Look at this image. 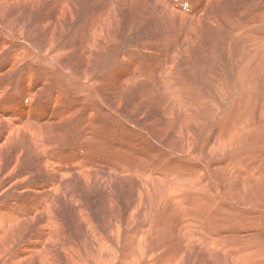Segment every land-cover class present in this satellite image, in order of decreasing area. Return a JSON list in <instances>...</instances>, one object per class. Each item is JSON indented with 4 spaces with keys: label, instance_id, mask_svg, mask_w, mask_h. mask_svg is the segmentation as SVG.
Masks as SVG:
<instances>
[{
    "label": "rangeland",
    "instance_id": "374dc122",
    "mask_svg": "<svg viewBox=\"0 0 264 264\" xmlns=\"http://www.w3.org/2000/svg\"><path fill=\"white\" fill-rule=\"evenodd\" d=\"M4 2L11 13L1 2L0 84L9 86L0 105L14 109L16 118L22 114L24 144L14 135L1 157L20 154L16 173L25 178L9 185L0 203L22 215L31 201L48 202L30 215L36 222L27 223L29 214L21 217L24 244H10L4 264L14 255L16 264H264V208H254V219L245 213L253 206L233 202L249 172L255 189L256 183L264 186V173L262 178L247 169L264 161V142L260 147L231 134L235 125L264 127V0ZM241 26L255 33L243 34ZM226 94L230 101H224ZM198 98L204 118L188 103ZM37 125L43 144L34 142L31 129ZM50 138L61 140L54 147ZM63 169L70 173L63 175ZM48 211L54 221L41 228L38 215ZM44 233H53V242L20 260L22 246ZM213 237L222 238L221 249L201 242ZM242 252L246 259L237 257Z\"/></svg>",
    "mask_w": 264,
    "mask_h": 264
},
{
    "label": "bare ground",
    "instance_id": "6f19581e",
    "mask_svg": "<svg viewBox=\"0 0 264 264\" xmlns=\"http://www.w3.org/2000/svg\"><path fill=\"white\" fill-rule=\"evenodd\" d=\"M1 1V0H0ZM5 0H3V1H1V2H3L2 3V5L4 6V8L5 7H7V2H4ZM17 1V0H16ZM19 1V0H18ZM22 1V0H21ZM99 1V0H98ZM1 2H0V5H1ZM110 2V1H109ZM215 2V1H214ZM6 3V6L4 5ZM8 3H9V1H8ZM224 3V2H223ZM14 4V3H13ZM13 4L11 3V5L13 6ZM20 4V3H19ZM29 4H30V2H29ZM33 4V3H32ZM241 4V3H240ZM21 5V4H20ZM20 5H18V6H20ZM63 5V4H62ZM2 6V7H3ZM9 6V5H8ZM15 6H17V5H15ZM114 6V5H113ZM14 7V6H13ZM22 6H20V8H21ZM0 8H1V6H0ZM8 8V7H7ZM15 8V7H14ZM18 8V7H17ZM20 8H18V9H20ZM29 8V7H28ZM67 8V7H66ZM6 9V8H5ZM9 9H11V7L10 8H8V10L6 9V11H9ZM18 9L16 10V11H18ZM25 9V8H24ZM108 9V8H107ZM212 9V8H211ZM21 10H23L22 8L20 9V12H21ZM79 10V9H78ZM102 10V9H101ZM2 11H4V10H2ZM6 11H4L6 14H7V12ZM11 11H13V10H11ZM62 11V10H61ZM19 12V11H18ZM58 12V11H57ZM63 12V11H62ZM225 12V11H224ZM235 12V11H234ZM9 13H11L10 11H9ZM9 13H8V15H9ZM106 13H107V11H106ZM238 13V12H237ZM212 14V13H211ZM221 14V13H220ZM223 14V13H222ZM227 14V13H226ZM13 15H14V13H13ZM238 15V14H237ZM229 16V15H228ZM231 16V15H230ZM238 16H240V13H239V15ZM14 17V16H13ZM61 18V17H60ZM240 18V17H239ZM65 19V18H64ZM227 19V18H226ZM61 20V19H60ZM231 20V19H230ZM236 20V19H235ZM229 21V20H228ZM56 22V21H55ZM51 23V22H50ZM231 23V22H230ZM259 23V22H258ZM19 25V24H18ZM224 25V24H223ZM234 25V24H233ZM232 25V26H233ZM237 25V24H236ZM248 25V24H247ZM246 25V26H247ZM1 27H2V25H1ZM1 27H0V29H1ZM20 27V26H19ZM237 26H235V28H236ZM240 27V26H239ZM238 27V28H239ZM241 27H243V26H241ZM245 27V26H244ZM243 27V28H244ZM248 27V26H247ZM252 27V26H251ZM249 28V29H251L252 30V28ZM234 28V29H235ZM242 28V30L240 31L241 33H246V34H250V35H252V33H255L254 31L252 32V33H249L250 31H249V29L248 28H244L243 29ZM253 28L255 29V27L253 26ZM257 28V27H256ZM7 29H8V26H7ZM241 29V28H240ZM239 29V30H240ZM253 29V30H254ZM258 29V28H257ZM2 30H4V32H5V28L4 29H2ZM237 31V30H236ZM236 31H235V33H236ZM258 31V30H257ZM8 33V32H7ZM12 33V32H11ZM19 33V32H18ZM238 33V32H237ZM2 34H4V33H2ZM102 34V33H101ZM242 34V35H243ZM10 35H12V34H10ZM174 35V34H173ZM255 35H257V34H255ZM8 36V35H7ZM262 36H263V34H262ZM261 36V42H264V39H262L263 37ZM6 37V36H5ZM15 37V36H14ZM19 37V36H18ZM245 37H247V36H245ZM244 37V38H245ZM258 37V36H257ZM255 38V37H254ZM254 38H253V41H255L254 40ZM92 39V38H91ZM168 39V38H167ZM251 39H252V37H251ZM10 40H12V39H10ZM243 40V39H242ZM246 40V39H245ZM166 41V40H165ZM239 41V40H238ZM237 41V42H238ZM167 42H169V41H167ZM246 42V41H245ZM15 43V42H14ZM18 43V42H17ZM259 43V42H258ZM160 44V43H159ZM164 44V43H163ZM250 44V43H249ZM251 45H253V43H251ZM264 45V44H263ZM243 46V45H242ZM51 47V46H50ZM53 47V46H52ZM240 47V46H239ZM262 47V46H261ZM256 50H257V48H255ZM261 49V48H260ZM260 49H258V50H260ZM49 50V49H48ZM179 50V49H178ZM176 51V50H175ZM54 52V51H53ZM211 52V51H210ZM241 52V54H242V51H240ZM64 53V52H63ZM237 53V52H236ZM239 53V52H238ZM237 53V54H238ZM245 53V52H244ZM3 54V53H2ZM37 54H39V55H42V53H40V52H37ZM248 54V53H247ZM245 55V54H244ZM243 55V56H244ZM12 56H16V55H12ZM239 57H241L240 55H238ZM255 56H258V55H255ZM5 57V56H4ZM49 57V56H48ZM57 57V56H56ZM248 57H249V55H248ZM264 57V56H263ZM60 58V57H59ZM254 58H256V57H254ZM49 59V58H48ZM251 59V58H250ZM260 59V58H259ZM3 60V59H2ZM14 60H16V58L14 59ZM242 60H244L243 58H242ZM11 61V60H10ZM207 61V60H206ZM209 61V60H208ZM2 62V61H1ZM249 62V61H248ZM248 62H247V64H248ZM252 63H254V62H252ZM6 64L7 65H5V67L4 68H6V67H8L9 66V63H8V61H6ZM53 64V63H52ZM55 64V63H54ZM2 65V64H1ZM0 65V66H1ZM14 65V64H13ZM56 65V64H55ZM210 65V64H209ZM11 66V65H10ZM15 66V65H14ZM258 66V65H257ZM49 67V66H48ZM51 67V66H50ZM11 68V67H10ZM12 68H13V66H12ZM16 68V67H15ZM254 68H256V67H254ZM18 69V68H17ZM56 69V68H55ZM241 69V68H240ZM8 70V69H7ZM7 70H5V71H7ZM10 70V69H9ZM15 70V69H14ZM60 70H63V68H61ZM66 70V69H65ZM211 70V69H210ZM5 71H3L2 72V74L5 72ZM11 71V70H10ZM46 72V71H45ZM61 72V71H60ZM63 72V71H62ZM66 72V71H65ZM68 72V71H67ZM1 73V72H0ZM31 73V72H30ZM48 73V72H47ZM51 73V72H50ZM70 73V72H69ZM193 73V72H192ZM212 73V72H211ZM247 73V72H246ZM29 74V73H28ZM56 74H57V72H56ZM65 75V74H64ZM68 75V74H67ZM167 75V74H166ZM193 75V74H192ZM242 75V74H241ZM11 76V75H10ZM9 76V77H10ZM32 76V75H31ZM57 76V75H56ZM61 76V75H60ZM71 76V75H70ZM61 78H62V76H61ZM81 78V77H80ZM85 78V77H84ZM246 77L243 75V78H241V80H243V81H246V80H244ZM55 79H56V77H55ZM92 79V78H91ZM206 79V78H205ZM240 79V78H239ZM248 79V78H247ZM30 80V79H29ZM79 80V79H78ZM85 80V79H84ZM174 80V79H173ZM208 80V79H207ZM240 80V81H241ZM62 80H60V82H61ZM202 81V80H201ZM4 82V81H3ZM88 82V81H87ZM207 82V81H206ZM250 82V81H249ZM7 82H4L3 84L1 83L0 84V101H1V98H2V95L4 94V92L5 91H7L6 89H8V86H9V84H8V86H6L7 84H6ZM57 83V82H56ZM89 83L91 84V82L89 81ZM201 83V82H200ZM204 83V85L206 86L207 85V83L205 84V82H203ZM240 83H242V82H240ZM28 84V83H27ZM44 84H45V82H44ZM85 84V83H84ZM92 84H94V83H92ZM238 84H239V82H238ZM28 85H30V84H28ZM58 85V84H57ZM88 85V84H87ZM241 85V84H240ZM244 85V84H243ZM61 86V85H60ZM235 86V85H234ZM234 86H233V88H234ZM57 87V86H56ZM204 87V86H203ZM209 87V86H208ZM246 87H248V86H246ZM29 88V87H28ZM27 88V89H28ZM32 88V87H31ZM232 88V87H231ZM241 88H242V85H241ZM33 89V88H32ZM31 89V90H32ZM59 89V88H58ZM236 89H237V87H236ZM236 89H234V90H236ZM189 90V89H188ZM230 90V89H229ZM232 90V89H231ZM246 90V89H245ZM61 94H62V92H61V90H58ZM233 92V91H232ZM241 92V91H240ZM246 92V91H245ZM56 93V92H55ZM92 93V92H91ZM171 93V92H170ZM223 93V92H222ZM229 93V92H228ZM26 94V93H25ZM238 94V93H237ZM24 95V94H23ZM36 95H37V93H36ZM80 95V94H79ZM175 95H176V99H178V96H177V93H175ZM231 95H234V94H232L231 93ZM244 95V94H243ZM29 96V95H28ZM92 96V95H91ZM32 97V96H31ZM36 97V96H35ZM38 97V96H37ZM59 97V96H58ZM230 94L229 95H225L224 96V101H230ZM254 97V96H253ZM27 98V97H26ZM33 98V97H32ZM185 98H188V100H189V96H186ZM247 98V97H246ZM245 98V99H246ZM4 99V98H3ZM28 99H30V98H28ZM34 99V98H33ZM179 99H181V98H179ZM257 99V98H256ZM233 100V99H232ZM157 101V100H156ZM203 101V99H192V101L191 102H188L191 106H192V108L194 109V115H197V116H199V117H201V118H204V108H205V106L204 105H201V102ZM206 103V102H205ZM221 106H224V104H220ZM54 107V106H53ZM229 107V105L228 104H226L225 106H224V112L227 110V109H229L228 108ZM191 108V107H190ZM0 124H3V122H4V125H5V127H4V129H3V131H2V133H0V196L3 194V192L7 189V187L10 185H12L11 187H15L16 185H17V183L19 182H21V180H24V178H25V175H21V174H19V175H21V176H17L18 174L16 173L17 171L16 170H18L17 168H18V164H19V162H20V156L18 157V155H20V154H18V153H14L10 158H8V159H4V158H2L1 157V151H2V149H3V147H5V146H7V145H9L10 143L9 142H7L8 140H10L14 135L17 137V138H19V136H20V140H19V143L22 145V139H21V135H20V133H19V129H20V126L22 125L21 123V125L19 124V120L22 118V114H20L19 113V115H18V118H16L15 116L17 115L16 114V112H15V110L14 109H12V108H10V107H7V106H5V105H0ZM168 109V108H167ZM243 109V108H242ZM187 110V109H186ZM219 111V110H218ZM217 111V109L215 110V113H217L218 112ZM68 113V112H67ZM211 113V112H210ZM263 113V112H262ZM218 114V113H217ZM259 114H260V112H259ZM213 115V114H212ZM212 115H211V117H212ZM57 116V115H56ZM208 117V116H207ZM210 117V118H211ZM209 118V119H210ZM197 119V117L195 118V121H197L196 120ZM6 121V123H5V121ZM36 120V119H35ZM203 120V119H202ZM260 120V119H259ZM258 120V121H259ZM24 121V120H23ZM58 121V120H57ZM28 122V121H27ZM252 122V121H251ZM35 123V122H34ZM37 123V122H36ZM211 123V122H210ZM253 123V122H252ZM32 124V123H31ZM241 124V123H240ZM257 124V123H256ZM35 125V124H34ZM34 125L32 126V127H34ZM42 125V124H41ZM50 125V124H49ZM235 125V124H234ZM246 125V124H245ZM22 126H24V123H23V125ZM25 126H27L26 125V123H25ZM31 127V126H30ZM30 127H28L29 129H31ZM43 127H44V125H43ZM234 127V126H233ZM2 128H3V125H2V127H1V129H0V132H1V130H2ZM50 128V127H49ZM244 126H242L241 127V125H239V126H237V125H235V127L234 128H232L231 130V134H234V135H236V136H238V137H241V135L240 134H242L243 135V139H246V140H248V141H251L252 143H256V144H258V146H263V144L262 143H259V142H261V141H263L264 142V127H261V126H259L258 128H255L254 130H252L251 129V127H246V128H244ZM27 129V128H26ZM53 129V128H52ZM56 129V128H55ZM60 129V128H59ZM58 129V130H59ZM63 129V128H62ZM246 129V130H245ZM24 130V129H23ZM32 131H33V137L34 138H36V140L34 139V142H35V144L36 143H38V144H43L44 143V141L46 140V139H42V140H44V141H42L41 140V138L40 137H42V136H40L41 135V132H40V130H39V125H37L35 128H33V129H31ZM45 131H46V136L48 135L47 134V129H44ZM43 130V133H45V131ZM61 130V129H60ZM200 130V129H199ZM26 131V130H25ZM27 132V131H26ZM25 132V133H26ZM29 132V131H28ZM27 132V133H28ZM54 132H55V130H54ZM62 132V131H61ZM31 133V132H30ZM222 133V132H221ZM228 133V132H227ZM55 134V133H54ZM53 134V135H54ZM157 134V133H156ZM58 135H59V133H58ZM65 135V133L63 132V136ZM26 136H27V134H26ZM51 136V135H50ZM55 136V135H54ZM157 136V135H156ZM230 136H232V135H230ZM160 137V136H159ZM222 137V136H221ZM224 137V136H223ZM43 138V137H42ZM45 138V137H44ZM64 140H65V138H63ZM107 139V138H106ZM229 139V138H228ZM30 140V139H29ZM50 140L52 141V143L54 144V147L56 146V141H60L61 139H59V138H50ZM162 140V139H161ZM237 140V139H236ZM49 141V140H48ZM47 141V142H48ZM51 141H49V142H51ZM218 141H219V139H218ZM223 141H224V139H223ZM238 141V140H237ZM12 142V141H11ZM22 142V143H21ZM24 144V143H23ZM31 144V143H30ZM33 144V143H32ZM49 144V143H48ZM48 144H45V146L46 145H48ZM58 144V143H57ZM185 144V143H184ZM226 144V147L228 146L227 145V143H225ZM234 145H236V143H234ZM249 145V144H248ZM15 146V145H14ZM17 146V145H16ZM35 146H37V148H39V146L38 145H35ZM43 146V145H42ZM50 146H53V145H50ZM187 146V145H186ZM250 146H251V148H252V145L250 144ZM48 147V146H47ZM46 147V148H47ZM183 147H185V145L183 146ZM229 147V146H228ZM235 147V146H234ZM8 148V147H7ZM37 148H35V149H37ZM43 148V147H42ZM45 148V149H46ZM231 148V147H230ZM233 148V147H232ZM248 148V147H247ZM44 149V151H46ZM55 149V148H54ZM194 149V148H193ZM212 149V148H211ZM40 150V149H39ZM48 150V149H47ZM6 151H7V149H6ZM46 152H48V151H46ZM20 153V152H19ZM187 153H191V152H187ZM18 154V155H17ZM31 154V153H30ZM248 154V159H250V155L251 154H249V153H247ZM32 156H34L33 154H32ZM29 157V156H28ZM30 158V157H29ZM28 158V159H29ZM260 158V157H259ZM28 159L26 160L27 161V163H28ZM229 159V158H228ZM261 160H263L262 158H260ZM259 159V160H260ZM32 161V160H31ZM46 162H47V160H46ZM224 162V161H223ZM227 162V161H226ZM26 163V164H27ZM220 163V162H219ZM218 163V164H219ZM25 164V165H26ZM20 166L22 165V163L21 164H19ZM84 167V166H83ZM86 168V167H85ZM207 168V167H206ZM193 169V178L192 179H194L195 181L198 179V176H196V174L198 173V169H197V167H193L192 168ZM247 169L248 170H253V172L256 174V172L254 171V169L257 171V174L259 175V176H261L263 173H264V161H261L260 163H259V165L258 166H256V167H253V166H251L250 168H248L247 167ZM86 170V169H85ZM200 170H203V169H200ZM204 171H205V169H204ZM224 171V170H223ZM245 171V170H244ZM19 172V171H18ZM226 172V171H225ZM249 172V171H248ZM65 173H70L69 171H67V170H65V169H63L62 170V174L63 175H66ZM217 173V172H216ZM219 173V172H218ZM246 173V172H245ZM61 174V173H60ZM214 174V173H213ZM234 174L235 175H238V176H241L242 175V168L239 166V168L237 167V166H235V168H234ZM247 174V173H246ZM249 174V175H248ZM247 174V177L245 178V180L243 181V184H242V187H241V189L237 192V197H235V199H239V200H237V201H234L233 200V202H238V203H241L242 205H245V206H253L252 207V209L250 208V210H248V211H246L245 213L246 214H248L251 218H254V219H256V212L257 211H255L254 210V208H262V210H263V208H264V193L263 192H260L259 191V188H261V189H264V186H261L260 185V183H256L257 185H256V189L254 188L255 186V184L253 183L254 182V180H252V179H250V178H248L249 176L251 177L252 176V173L251 172H249ZM256 174V175H257ZM217 175V174H216ZM221 175V174H220ZM26 176H28V174H26ZM262 177V176H261ZM27 178V177H26ZM85 178V177H84ZM179 178V177H178ZM254 178V177H253ZM257 178V177H256ZM263 178V177H262ZM169 179V178H168ZM167 179V180H168ZM180 179V178H179ZM206 180H210V176L209 175H207L206 176V178H205ZM257 179H259V178H257ZM88 180V179H87ZM205 180V181H206ZM233 180V179H232ZM55 181V180H54ZM173 181V180H172ZM78 182V181H77ZM83 182V181H82ZM88 182V181H87ZM170 182V181H169ZM58 183V182H57ZM175 183V182H174ZM48 184V183H47ZM51 184H53V183H51ZM64 184H62V186H63ZM67 185V183H65V185L64 186H66ZM159 185V184H158ZM179 185H180V183H179ZM263 185V184H262ZM64 186L62 187V189L64 188ZM68 186V185H67ZM237 186V185H236ZM41 187H43V186H41ZM50 187V186H49ZM53 187V186H52ZM169 187V186H168ZM185 187V186H184ZM218 187V186H217ZM45 188V187H44ZM163 188H165V187H163ZM173 188V187H172ZM230 187H228V189H229ZM251 188H254V189H251ZM21 189V188H20ZM23 189V188H22ZM25 189H29V188H26L25 187ZM170 189V188H169ZM174 189V188H173ZM201 190V189H200ZM223 190H225V189H223ZM190 191V190H189ZM187 192V191H186ZM210 192V191H209ZM233 192V191H232ZM66 193V192H65ZM180 193V192H179ZM218 194L220 195V193L218 192ZM242 194H252V197H251V199H244V198H242ZM4 195H7V193L6 194H4ZM233 195V194H232ZM235 195V194H234ZM3 196V195H2ZM7 197V196H6ZM173 197V196H172ZM41 200H42V198H41ZM49 200V199H48ZM3 202H4V200H3ZM43 202V201H42ZM48 202H43L42 204H43V206H40V204L38 203V199H35V200H33V201H31V205H30V208H29V210H27V211H25L22 215H20V214H18L17 212H12V213H9L10 211L8 210V208L7 207H5L4 205H2L1 203H0V264H4V259H7V257H9V255H11V253L9 254V255H7V256H5V253L4 252H6L7 251V247L10 245V244H12V246H11V248H15V246L16 245H18V244H24L23 242H22V240H20V219H22L21 217H23V218H25V217H27L28 216V214H29V219H27L26 221H27V223L30 225V224H32V222H36L35 221V219H34V216L36 215L35 214V212H37V210L40 208V207H46L47 208V204ZM57 203V202H56ZM8 204V203H7ZM20 205V204H19ZM236 205V204H235ZM10 206H11V204H10ZM16 206V205H15ZM212 206V205H211ZM211 206H209V205H207V206H205L204 207V209H205V211H206V213L207 212H209V208L211 207ZM23 207V206H22ZM214 208L216 207L215 205L213 206ZM241 207H244V206H241ZM245 208H247V207H245ZM15 209V208H14ZM22 209V208H21ZM217 209H220L222 212H223V214L224 213H226V209L225 208H219V207H217L216 208V210ZM48 210H49V208H48ZM257 210V209H256ZM259 210V209H258ZM19 211V210H18ZM41 212H42V209H41ZM82 212V211H81ZM39 213V212H38ZM85 213V212H84ZM31 214H35V215H32V216H30ZM196 214V213H195ZM209 215H210V218L212 217V213L210 212V213H208ZM258 214V213H257ZM260 214V213H259ZM46 215H47V217H46ZM45 215V213L44 214H41V215H38V221H40V227L42 228V227H45V222H47L48 221V219H53V221H54V218H52L53 217V215L54 214H52V212H49L48 211V213ZM79 217V216H78ZM224 217V219H226V215H221L220 216V218H223ZM213 220H215L216 221V224H218L219 222H220V220H219V218L218 217H214V219ZM50 221V220H49ZM57 221V220H56ZM55 221V222H56ZM247 221V220H246ZM260 221V220H259ZM262 221V220H261ZM58 223H59V220L57 221ZM61 222V221H60ZM193 222V225H197V223L195 222V221H192ZM26 223V224H27ZM27 224V225H28ZM34 224V223H33ZM182 224H184V223H182ZM186 224V223H185ZM214 224V223H213ZM24 225H25V223H24ZM47 225V224H46ZM54 225V224H53ZM215 225V224H214ZM26 226V225H25ZM39 227V228H40ZM25 228V227H24ZM28 228V227H27ZM179 228V231L182 233V231H181V226H179L178 227ZM183 228V227H182ZM22 229V228H21ZM57 229V228H56ZM56 229H54V232H55V236L57 237V238H60V236L58 235L59 234V232H58V230H56ZM49 230V229H48ZM184 230V229H183ZM192 230V229H191ZM205 230V229H204ZM51 232H53V231H51ZM192 232H193V230H192ZM53 233H50V235H48V234H46V233H44V237H45V239H44V237H42V238H40V239H36V240H34V242L32 243V245H30V246H22V250L21 251H19V255L17 256V257H19V259L20 260H22V259H27V258H29V257H27V255H30L29 253L30 252H36L37 250H38V248L39 247H42L43 248V246H45V243H47V242H50V241H52V240H54V238H53V235H52ZM207 234V233H206ZM241 234V233H240ZM239 233L237 234L238 235V237H237V240H239L238 242H240V238H239V235H240ZM30 236H32V235H30ZM188 236V235H187ZM195 236V235H194ZM207 236H210V235H207ZM20 237V238H19ZM51 237V238H50ZM196 237V236H195ZM199 237V236H198ZM18 238V239H17ZM32 238V237H31ZM68 238V237H67ZM235 238V237H234ZM192 239V238H191ZM236 239V238H235ZM234 239V240H235ZM17 240V241H16ZM185 240V239H184ZM194 240V239H193ZM193 240H192V242H193ZM16 241V242H15ZM188 241V240H187ZM223 240H222V238H218V237H213L212 239H205V238H202L201 239V242L204 244V245H209V246H211V247H213V246H215V247H217V245H220L221 243H223L222 242ZM263 241H264V239H263ZM53 242V241H52ZM195 242H196V240H195ZM235 242H236V240H235ZM242 242H244V241H242ZM187 243V242H186ZM197 243V242H196ZM225 243V242H224ZM237 243V242H236ZM264 243V242H263ZM228 244V243H227ZM226 244V245H227ZM191 245H193V244H191ZM197 245V244H196ZM223 245H225V244H223ZM236 245V244H235ZM264 245V244H263ZM150 246V245H149ZM221 247H222V245H220ZM231 246V245H230ZM229 246V247H230ZM53 247V246H52ZM51 247V248H52ZM194 247V246H193ZM203 248H206V247H204V246H202ZM221 247H217L218 249L220 248L221 249ZM42 248H39V250L40 249H42ZM61 248V247H60ZM228 248V247H227ZM252 248V247H251ZM261 248H263L264 249V246H261ZM53 249V248H52ZM63 249V248H62ZM222 249H225V248H222ZM248 249V248H247ZM38 250V251H39ZM66 250V249H65ZM250 250V252H253V248L252 249H249ZM64 251V250H63ZM208 251V255L210 256V257H212L213 258V251L212 250H207ZM222 251V250H221ZM224 251V250H223ZM248 250H246V252H247ZM259 251H260V249H259ZM49 252V251H48ZM146 252V251H145ZM220 252V251H219ZM255 252V251H254ZM253 252V253H254ZM264 252V251H263ZM143 253V252H142ZM237 253V252H236ZM245 253V252H244ZM243 252L242 253H240V254H237L238 256L237 257H241L242 259H246L247 258V253H249V252H247L246 254H244ZM18 254V253H17ZM229 254V253H228ZM252 254V253H251ZM42 252L40 251V253H39V255H38V257L40 258L41 257V259L43 258L42 257ZM145 255V254H144ZM53 256V255H52ZM61 256V255H60ZM230 256V255H229ZM249 256H250V253H249ZM253 256V255H252ZM15 257H16V255H14V257H11L10 256V258H9V261H11V263L9 262V264H16L17 262L15 261V260H13V259H15ZM44 257H46V256H44ZM66 257V256H65ZM257 257V256H256ZM17 259V258H16ZM148 259V258H147ZM232 259V258H231ZM237 259V258H236ZM258 259V258H257ZM260 259H261V257H260ZM264 259V258H263ZM239 260V259H238ZM237 260V261H238ZM262 260V259H261ZM19 261V260H18ZM30 261V260H29ZM249 261V260H248ZM253 261V260H252ZM8 262V261H7ZM52 263V262H51ZM42 264V263H41ZM53 264V263H52ZM146 264V263H145Z\"/></svg>",
    "mask_w": 264,
    "mask_h": 264
}]
</instances>
